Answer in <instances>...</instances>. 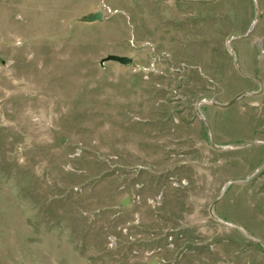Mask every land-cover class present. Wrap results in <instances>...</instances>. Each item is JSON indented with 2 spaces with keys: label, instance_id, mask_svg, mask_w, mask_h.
<instances>
[{
  "label": "rangeland",
  "instance_id": "1",
  "mask_svg": "<svg viewBox=\"0 0 264 264\" xmlns=\"http://www.w3.org/2000/svg\"><path fill=\"white\" fill-rule=\"evenodd\" d=\"M0 264H264V0H0Z\"/></svg>",
  "mask_w": 264,
  "mask_h": 264
},
{
  "label": "water",
  "instance_id": "2",
  "mask_svg": "<svg viewBox=\"0 0 264 264\" xmlns=\"http://www.w3.org/2000/svg\"><path fill=\"white\" fill-rule=\"evenodd\" d=\"M94 20H100L102 19V15L100 12H98L95 17L93 18ZM105 61H112V62H116L119 63L120 65L130 68L133 64V60L131 58L128 57H121V56H117V55H111L109 57H107L105 59ZM240 98V96L236 97V99L234 100L237 101ZM228 106H223L222 108H227ZM123 205H126V202L123 203Z\"/></svg>",
  "mask_w": 264,
  "mask_h": 264
}]
</instances>
